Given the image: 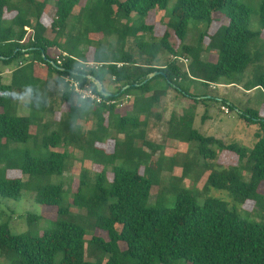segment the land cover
<instances>
[{
  "label": "trees",
  "instance_id": "1",
  "mask_svg": "<svg viewBox=\"0 0 264 264\" xmlns=\"http://www.w3.org/2000/svg\"><path fill=\"white\" fill-rule=\"evenodd\" d=\"M170 2L0 0V61L5 65L23 61L13 72L10 85L0 83V196L18 200L23 191L33 192L34 201L54 209L55 216L51 227L37 234L31 230L12 234L8 223L0 224V252L9 264H56L58 254H62L61 264H172L179 260L190 264H264V222L241 219L220 199L207 198L198 204L190 191L179 187L184 179L194 176L188 162L181 177L158 189V193L155 190L162 199L175 194L174 207L147 204L160 181L145 173L150 169L160 179L164 171L172 170V166L168 170L163 167L162 160L167 157L158 156L161 147L148 134L151 119L163 126L164 99L169 91L185 99L187 107L180 114L173 111L164 122L165 137L179 143L200 144L198 152L205 164L200 166L202 170L195 181L208 171L206 187L229 190L240 204L257 199L264 184V117L260 111H238L242 118L250 124L259 123L263 130L253 148L226 144L194 128L197 106L205 98L182 86L191 80L211 88L226 79L228 85H242L245 91H264V52L252 54L249 50L254 40L264 38V0L259 31L250 29L252 11L239 0H177L169 10ZM76 8L79 15L71 27L74 32L67 33ZM156 11L168 13L161 38L147 23ZM215 23V30L210 32ZM26 27L32 29L31 34H27ZM76 27L79 28L75 31ZM193 31L198 36L187 44ZM99 34L103 40L116 35V43L102 45V39L92 38ZM148 34L151 41L145 38ZM172 37L177 38L180 47L171 42ZM63 53L68 58L63 70H58L54 66L56 56ZM207 53H215L216 61L205 60ZM164 54L171 58L163 61ZM26 56L30 58L25 59ZM180 58L189 60L188 71L179 66ZM80 61L105 64L90 74L105 89L106 85L115 87L110 93L113 98H129L132 103L127 109L133 111L132 115L115 121L116 107L95 106V124L83 129L78 121L79 111L90 104L77 102L68 90H59V98L53 102L40 94L39 66L43 65L46 76H56L57 91L64 75L87 81L77 69ZM117 64L124 65L118 68ZM252 66L254 72L247 77ZM155 72L162 74L149 78ZM160 79L163 83L154 86ZM26 89L32 94L29 107L34 114L16 116L12 94ZM221 103V108L236 109L227 100ZM43 132H50L42 138V146L49 152L33 155L25 150L22 159H17L14 154L18 149L12 145L27 144ZM63 143L65 149L57 150ZM214 144L218 145L217 150L210 148ZM227 151L236 156L228 158ZM76 152L81 156H75ZM220 158L231 162L221 163ZM153 160L157 163L155 168ZM75 162L82 166L90 163L95 170L91 173L83 167L69 204L63 185L53 184L51 179L62 176ZM11 170L20 171L21 176L9 178L7 173ZM72 207L86 210L87 216L95 219V227L107 232L108 240L94 235L87 242V230L72 219ZM42 219L27 215L29 225ZM126 259L128 262H124Z\"/></svg>",
  "mask_w": 264,
  "mask_h": 264
},
{
  "label": "rangeland",
  "instance_id": "2",
  "mask_svg": "<svg viewBox=\"0 0 264 264\" xmlns=\"http://www.w3.org/2000/svg\"><path fill=\"white\" fill-rule=\"evenodd\" d=\"M87 1V0H84ZM124 1V0H120ZM177 0H171L169 5V10L173 7ZM240 2L246 4L252 11L251 19H250V29L253 31H259L261 29L260 22V7L262 0H239ZM79 15V8H76L73 17L70 19L67 33L71 30L72 25L75 24V17ZM51 16H48L47 21H51ZM45 22V23H48ZM168 22V13L166 12H153L149 18L147 19V23L154 26V34L157 38H161L165 28L166 23ZM194 25V22L191 23V26ZM217 24L215 23L210 32L215 30ZM79 27L74 29L75 31ZM73 31V30H71ZM74 32V31H73ZM198 36L197 31H193L187 37V44L193 43ZM92 38L99 40L102 39V35H95ZM116 35L112 37H106L101 42L102 45L109 46L110 43H116ZM147 41H151V36L148 34L145 36ZM171 42L175 44L176 47H180V43L176 37H172ZM94 47L89 51V54L92 53ZM250 52L254 54L258 51L264 52V38L259 40H254L250 44L249 48ZM163 61L169 60L171 57L168 54H164L162 56ZM205 60H210L211 62H215L217 57L215 53H207L204 54ZM180 64V63H179ZM183 67V64H180ZM254 66L250 67L248 72L246 73L247 77H251L253 74ZM1 73H5L3 71V66L0 64ZM8 77L5 74H2L1 81L3 83L8 82ZM163 81L161 79L154 83V86H159ZM183 88L191 92L193 95H199L201 98H205L204 103L198 107V113L196 114L194 128L199 130L203 135L208 137H214L216 140H221L226 144H237L241 147H245L247 149L253 148L257 139L259 138V134L263 135V130L259 123L250 124L246 119L242 118L238 111L253 108L257 110H262L264 108V91L263 89H255L252 91H245L242 88V85H228V81L226 79H222L219 84H215V88L207 87L202 83L194 82L191 80H187L182 84ZM106 89L108 91H113L112 87L106 85ZM174 95L176 94L178 97L180 96L175 91H172ZM1 94V93H0ZM24 96V95H23ZM181 97V96H180ZM227 100L229 103L236 106V109L231 111L229 115H225L221 110V101ZM79 103H82L76 100ZM170 99L165 98V107L166 114L164 116L165 121H168L172 112L176 110L179 114L181 113L180 108L175 109L170 105ZM131 104L132 102L129 101ZM128 105V107L130 106ZM80 107V106H79ZM117 110L114 114V120L118 121L121 116L124 115H132L133 111L130 109ZM180 107V106H179ZM98 110L97 107L90 105L86 109H82L79 111V123H81V127L83 129L87 128L89 125L95 124V114ZM16 116H33V110L24 106H19L18 109L14 112ZM206 116V117H204ZM163 122V126H160L155 119L150 120V125L148 127V134L151 141H154L161 147L158 156L164 155L167 159H163V167L168 170L170 166H172L171 171H164L160 175V179L158 175L151 171L150 169L145 173V176L148 178L156 179L160 181L159 185L154 186V190L152 192L151 197L148 200V205H164L166 207H174L176 202V195L171 193L168 196L162 198H158V189L165 187L169 183L174 182L175 178L181 177L183 173L184 164L188 162L190 165V172L194 173V176H190V178H186L179 185L180 188L186 189L190 191L196 202L202 205L207 198H215L220 199L228 203L229 208L234 210L238 217L241 219H246L252 222H264V184L260 189V195L254 201H248L245 204H240L235 201L233 194L229 190H220L215 187H206V181L209 172L205 171L201 174L198 182L195 181L200 174V170L205 164L204 157L199 154L198 147L200 144L198 142L192 143H179L175 140L167 139L165 137V133L167 132V125ZM50 132H43L40 136L32 138L27 144H13L12 148H17L18 151L14 155L17 159H22L23 151L29 150L33 155L39 154H47L50 149L42 146V138L46 134ZM110 142H107V146ZM139 144V143H138ZM214 150L218 149V145L214 144L210 147ZM64 143L60 145L57 150H64ZM148 150V149H147ZM22 151V152H21ZM66 151L70 152L71 148L67 147ZM149 151V150H148ZM77 157L81 156L80 152H76L74 154ZM228 158L235 157L236 154L230 151H227L225 154ZM221 163H226L228 159L220 158ZM174 161V162H173ZM173 162V163H172ZM211 161H208L209 164ZM229 162L231 160L229 159ZM227 162V163H229ZM156 160H153L152 166L156 167ZM89 168L91 173H94V167H91L90 163H85L83 166L80 163L75 162V164L69 169V171L65 172L62 176H54L51 179V183L63 185L66 195L67 202H71V196L78 188L79 176L81 174L82 169ZM7 176L9 178H13L15 176H21L20 171L11 170L8 171ZM194 179V180H193ZM172 181V182H171ZM170 187V186H168ZM156 190V192H155ZM33 192L23 191L22 196L18 200H12L9 198H4L0 196V224L8 223L12 234H21L28 230H31L33 234L39 233V231L43 229H47L51 227L52 220L55 218L54 209L43 206L34 201ZM70 204V203H69ZM72 219L81 226L85 227L87 230L86 240L89 242L94 235H99L103 237L105 240H108V235L106 231L101 230L100 228L95 227L94 221L95 219L89 218L86 214V210L80 208L71 209ZM33 214L37 216H42L43 219L38 222L36 225H29L27 220V215ZM48 219V220H46ZM55 220V219H54ZM109 255H106L108 258ZM62 254H58L55 260L56 264H61ZM89 259V257H87ZM124 262H128L126 259ZM0 264H9V261L6 260L5 257L1 255L0 252ZM127 264H135V262L130 261ZM172 264H190L185 260H179Z\"/></svg>",
  "mask_w": 264,
  "mask_h": 264
},
{
  "label": "built area",
  "instance_id": "3",
  "mask_svg": "<svg viewBox=\"0 0 264 264\" xmlns=\"http://www.w3.org/2000/svg\"><path fill=\"white\" fill-rule=\"evenodd\" d=\"M25 29L28 35L32 32V29L29 27H26ZM66 58H68V55L66 53L56 56L55 65L61 68V70H63L62 66ZM179 63L180 64L182 63L183 67H181ZM178 64L183 71H188V64H189L188 59L180 58ZM20 65H22V63ZM104 65H105L104 63H98L93 61H88V62L80 61V64L77 67V69L80 73L85 75L84 77L86 78L87 81L82 82L73 75H64L62 76L61 91L64 92V90H68L70 93L73 94L76 100L82 103H88L93 106L116 107L118 110L126 108L130 104L129 98L118 100L116 98H113L112 96L105 97L99 93L97 86L99 84L102 85V83L98 81L96 78H94L90 74V72L99 71L102 67H104ZM123 65L124 64H117L118 68L123 67ZM102 87L106 92L111 93V91L106 90L103 85ZM211 87L215 88L216 86L215 84H213ZM221 110L222 112H224L225 115H229L231 113L230 109L227 106H223Z\"/></svg>",
  "mask_w": 264,
  "mask_h": 264
},
{
  "label": "crops",
  "instance_id": "4",
  "mask_svg": "<svg viewBox=\"0 0 264 264\" xmlns=\"http://www.w3.org/2000/svg\"><path fill=\"white\" fill-rule=\"evenodd\" d=\"M13 16H14V14L9 15L8 18L11 19ZM28 58H30V56H26L25 57V59H28ZM21 63L23 65V61L14 62L11 65H5V64L2 63V61H0L1 66H3V71L5 72V73H1V70H0V83L3 84V85H10L11 82H12L13 72L19 66H22V65H20ZM2 74H5V75L9 76L7 83H3L1 81ZM38 75H39V77L42 78V80L39 83H37L38 84V87L40 88V94L42 96L45 94L46 97H50L49 102H53V100L55 98L58 99L59 98V95L56 94V93L59 92V90L61 91L62 90V87L58 88V90L56 91V85H55L56 76H53V77H48V75L46 76L45 68H43V65L39 66ZM47 77H48V79H47ZM110 87H112L113 90L115 88L114 86H110ZM171 92L172 91H169V94H168V97L167 98L170 99L169 102H170V105L173 106L172 108H174V110L175 109H178V108H180V110H183L184 108H186L187 107L186 100L185 99H182L180 96L178 97L176 94L174 95ZM52 96H54V97H52ZM31 98H32V94H31V91L29 89H26V90H24L22 92H14L12 94V104H13V110H14V112L16 111V109L19 108V106H24V107L30 108L29 107V103L31 101ZM200 105H202V104H199L197 106V110H198V107ZM58 106L59 105L57 103L55 105L56 109L58 108ZM30 110H31V108H30ZM197 110H196V112L198 113ZM259 111H260L261 116L264 117V108L262 110H259ZM46 117H47L46 119H48L49 118V115H47Z\"/></svg>",
  "mask_w": 264,
  "mask_h": 264
},
{
  "label": "water",
  "instance_id": "5",
  "mask_svg": "<svg viewBox=\"0 0 264 264\" xmlns=\"http://www.w3.org/2000/svg\"><path fill=\"white\" fill-rule=\"evenodd\" d=\"M54 66H55L58 70H61V68L57 67L56 65H54ZM159 74H162V73H160V72H155V73L151 74L149 78H153V77H155V76H157V75H159ZM97 89H98L99 93L102 94L103 96H105V97H110V96H111L110 93L106 92V91L103 89L102 85L99 84V85L97 86Z\"/></svg>",
  "mask_w": 264,
  "mask_h": 264
}]
</instances>
